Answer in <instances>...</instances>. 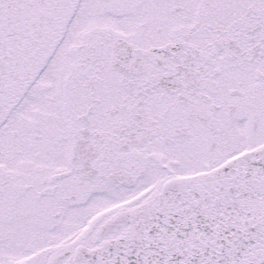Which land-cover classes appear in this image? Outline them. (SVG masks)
Returning a JSON list of instances; mask_svg holds the SVG:
<instances>
[{"label": "snow or ice", "instance_id": "1", "mask_svg": "<svg viewBox=\"0 0 264 264\" xmlns=\"http://www.w3.org/2000/svg\"><path fill=\"white\" fill-rule=\"evenodd\" d=\"M0 264H264V0H0Z\"/></svg>", "mask_w": 264, "mask_h": 264}]
</instances>
